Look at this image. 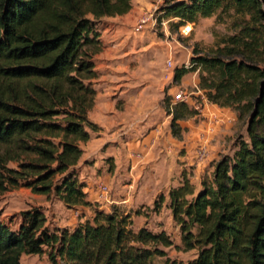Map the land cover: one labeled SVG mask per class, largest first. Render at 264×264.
I'll return each instance as SVG.
<instances>
[{"label": "trees", "instance_id": "1", "mask_svg": "<svg viewBox=\"0 0 264 264\" xmlns=\"http://www.w3.org/2000/svg\"><path fill=\"white\" fill-rule=\"evenodd\" d=\"M132 8V0H0V193L24 185L56 193L69 207L92 204L77 165L99 129L89 117L103 45L97 22ZM230 11L244 23L239 34L174 76L201 67L209 101L251 115L250 141L240 140L199 192L188 178L169 192L184 248L199 251L189 264H264V0H166L160 21L183 25ZM200 113L177 106L174 137L182 138L180 120ZM165 201L161 194L157 209ZM133 224L130 213L98 209L73 230L52 229L43 209L33 208L18 229L0 218V264H22L24 254L46 248L52 264H157L171 237Z\"/></svg>", "mask_w": 264, "mask_h": 264}, {"label": "rangeland", "instance_id": "2", "mask_svg": "<svg viewBox=\"0 0 264 264\" xmlns=\"http://www.w3.org/2000/svg\"><path fill=\"white\" fill-rule=\"evenodd\" d=\"M165 1L152 10L157 18L156 23L135 28L126 43H122L125 38L120 33L110 39L118 30L116 29L115 33L107 30L113 25L109 18L112 16L99 19L97 29L100 31L103 45L101 51L94 57L95 65L97 66L98 59L104 51H143L144 63L156 68L155 74L160 73L157 74L160 76V83L158 79H154L155 84L145 91V100L150 101L145 104V110L136 121L138 129L144 131L140 137L167 117L171 124L172 111L182 104L173 100V94L180 89L191 95L190 107L199 108L200 111L205 109L203 116L200 113L185 118L195 122L199 128L198 132L195 135L190 133L191 126L184 123L182 138L175 137L177 141L173 144V147L175 146L173 152L161 151L162 153L153 154L152 151H144L143 155L137 158L134 167L127 160L126 152L118 149L119 155L126 156H121L123 162H120L122 166L119 171L115 157L102 158L98 164H95L97 162L95 158H89L85 173L77 171L80 179H84L88 187H85V191L91 205L69 207L56 193L50 195L34 193L31 188L24 185L0 193V218L12 229H18L24 221V213L33 208L43 209L48 218V225L52 228L61 226L68 229H73L80 222L92 221L98 209L112 212L117 208L122 213L131 214L135 230L147 227L156 233L165 231L171 237L172 246H160L166 251V256L156 257L157 264H189L197 257L198 249L184 248L181 228L174 221L172 210L169 208V192L182 184L184 178H188L196 192H199L203 188V181L213 178L217 163L226 156H233L240 140L250 141L248 124L251 115L239 118L236 109L220 107L209 101L199 84L201 67L188 73L182 82L175 77L172 79L168 77L172 71L167 68V62L172 53L176 70L178 67H190L193 58L199 55H214L218 48L229 45V37L239 34L244 23L230 11L219 17V14H216L209 18H200L192 23L193 30L185 34L181 30L185 24L179 25L178 18L166 17L160 21L163 15L160 9ZM118 106L121 109L125 107L122 102ZM155 111H160L161 114ZM99 130L100 127L97 131ZM94 132L96 131L92 132V137ZM137 133L138 130L132 131L131 137L136 138ZM193 142L196 144L188 148V143ZM202 146H207V151L200 155ZM79 163L82 164V161ZM161 194L166 196V201L157 209L155 204ZM49 252L50 249L46 248L41 255L24 254L22 264H52Z\"/></svg>", "mask_w": 264, "mask_h": 264}, {"label": "crops", "instance_id": "3", "mask_svg": "<svg viewBox=\"0 0 264 264\" xmlns=\"http://www.w3.org/2000/svg\"><path fill=\"white\" fill-rule=\"evenodd\" d=\"M132 1L133 8L127 14L109 17L113 25L107 30L115 33V30L118 29L114 36H111V40L120 33L125 38L122 43H126L127 38L129 40L135 28L150 26L152 24L151 20L143 25L140 24L141 20L151 15L152 10L156 9L157 5L165 0ZM144 59L143 51H104L99 57L96 66L99 77L95 80L97 95L89 117L99 125L100 130L94 132L93 137L83 144L82 164L77 165L79 173H85L89 158H95L97 160L95 164H98L102 158L115 157V163L118 165L117 170L119 171L122 166L120 162H123L121 156L124 157L125 154L131 166L134 167L137 164V158L140 155L142 156L144 151H152L153 154H157L163 151L169 153L175 150L173 144L177 140L172 134L169 117L164 121H159L149 132L140 137L144 131L138 129L136 121L145 110V104L150 101L145 100V91L155 84L153 83L155 80L158 79L157 81L160 83V76L158 77L160 73L155 74L156 68L151 64H145ZM145 73L147 74L145 75ZM186 77L187 75L181 79L182 82ZM120 102L125 105L124 109L119 108L118 104ZM155 112L161 114L160 111ZM200 115H205V109L201 110ZM179 122L182 127L184 123L189 124L191 126L190 133L195 135L198 132L197 129L199 128L192 119L180 120ZM134 130H138L136 138L131 137V132ZM195 144L196 142L188 143V148L193 147ZM118 149L126 153L119 155ZM50 228L52 227L50 226ZM65 228L57 226L52 229Z\"/></svg>", "mask_w": 264, "mask_h": 264}, {"label": "built area", "instance_id": "4", "mask_svg": "<svg viewBox=\"0 0 264 264\" xmlns=\"http://www.w3.org/2000/svg\"><path fill=\"white\" fill-rule=\"evenodd\" d=\"M150 20L152 21L153 24L156 23L157 18L155 17L154 12H152L151 15H149L147 17H144L141 20L140 24L141 25L146 24L147 22H150ZM181 30H182L183 33L189 34L193 30L192 23H187V24L183 25ZM171 51H173V49ZM167 65H168V69L172 71L170 74H168V77L170 79H172L175 76V73H174V71H175V62H174V57H173L172 53L170 54V57L168 58ZM191 99H192L191 95L188 94L187 92H185L182 89L178 90L175 94H173V100H174L175 103L182 102V103H188L189 104L191 102ZM172 113H173V111H172ZM206 151H207V146H202V148L200 149L199 154L203 155V154L206 153Z\"/></svg>", "mask_w": 264, "mask_h": 264}]
</instances>
